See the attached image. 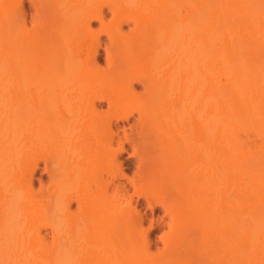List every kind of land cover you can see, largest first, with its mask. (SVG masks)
<instances>
[{"label":"bare ground","instance_id":"1","mask_svg":"<svg viewBox=\"0 0 264 264\" xmlns=\"http://www.w3.org/2000/svg\"><path fill=\"white\" fill-rule=\"evenodd\" d=\"M0 264H264V0H0Z\"/></svg>","mask_w":264,"mask_h":264},{"label":"rangeland","instance_id":"2","mask_svg":"<svg viewBox=\"0 0 264 264\" xmlns=\"http://www.w3.org/2000/svg\"><path fill=\"white\" fill-rule=\"evenodd\" d=\"M124 156H126V154H123ZM132 165V161H129ZM41 173V170L39 169L36 173V176L38 177V175ZM129 173H131V171H129ZM37 183L38 180H36ZM143 205L146 206L145 202L143 201ZM145 211L147 213H150V209L146 206L145 207ZM154 214L155 216H160L162 214V210L160 208H156L155 211H154ZM164 232V229H160V228H154L151 232V236L153 238H155L158 243H159V246L161 248V250L164 248V243L163 241L160 239V235ZM118 241H115V240H103L99 243V245L97 246V248H99V251L102 252L103 250L105 249H110L114 244H117ZM129 244V249H135V250H138L140 247H141V243L137 240V241H131V242H127ZM131 244L133 245V247L131 246ZM154 253L157 252V249H153L152 250Z\"/></svg>","mask_w":264,"mask_h":264}]
</instances>
